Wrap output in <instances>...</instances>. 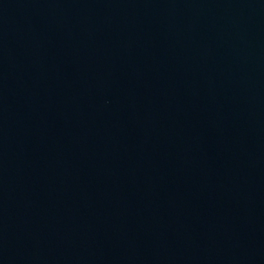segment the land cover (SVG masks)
<instances>
[{"label": "water", "instance_id": "obj_1", "mask_svg": "<svg viewBox=\"0 0 264 264\" xmlns=\"http://www.w3.org/2000/svg\"><path fill=\"white\" fill-rule=\"evenodd\" d=\"M0 264H264V0H0Z\"/></svg>", "mask_w": 264, "mask_h": 264}]
</instances>
